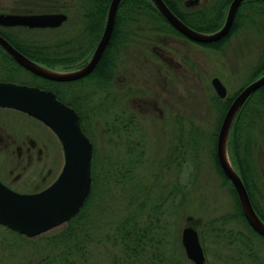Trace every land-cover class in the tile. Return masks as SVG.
Segmentation results:
<instances>
[{
	"label": "rangeland",
	"instance_id": "rangeland-1",
	"mask_svg": "<svg viewBox=\"0 0 264 264\" xmlns=\"http://www.w3.org/2000/svg\"><path fill=\"white\" fill-rule=\"evenodd\" d=\"M223 1L199 0L187 5L182 0V4L204 8L215 16V6ZM230 2L226 0L222 7L223 19ZM93 5L94 0H0V12L65 10L68 19L58 27L14 25L3 29L19 41L34 38L52 47L57 56L69 58L80 53L79 49L72 50V47L80 45L83 50L89 49L91 41L86 30V14ZM147 11L142 21L124 26V31L132 30L135 34L123 41L149 42V47L156 43L174 63L167 74L160 70L161 62H148L154 74L149 73L148 77L141 74L142 80L137 81L138 89L147 91L138 93L143 104L138 97L137 100L131 98V105L137 103L143 116L142 132L135 134L141 142L135 147L134 138L133 142L124 141L119 125V102L107 106L108 95L102 83L94 80L82 82L85 85L82 84L83 91L79 92L91 96L93 108L84 111L82 125L94 144L92 191L81 210L83 214L74 224L66 221L35 236L0 223V264H118L115 258L121 254L122 247L114 241L116 227L133 212H138L140 223L148 221L150 212L155 223L158 222L157 216L166 223L160 225L165 228V239L160 244L162 259L157 260L158 264H196L188 256L182 241V230L186 225L199 230L206 264H264V237L252 230L246 216L247 221L244 219L233 182L224 177L217 159L218 133L226 111L223 105L226 103L228 107L232 97L250 81L252 72L263 61L264 13L244 8L231 36L223 45L214 48L185 35L158 29L155 26L159 24L153 18L155 14ZM87 52L84 51L83 55ZM134 61L132 54L130 63L133 65ZM263 72L264 68L261 74ZM214 76L221 77L226 84L228 98L217 93L212 83ZM125 77L123 72L117 74L111 85L112 92L118 93ZM125 81L131 82L130 79ZM56 86L66 99L71 100L76 95L72 84ZM56 86L51 88L56 89ZM158 90L162 93L158 94L157 102L155 94ZM155 103L163 108V113ZM80 107L84 108L81 104ZM0 115L6 117L7 114ZM159 118L163 121L173 118V122L166 127ZM2 119L4 123L0 125L10 128L5 124L9 118ZM26 122L42 125L45 129L44 156L25 170L26 175L36 177L46 173L42 183L45 186L63 169V144L49 126L39 124L31 117ZM256 122L250 129L252 155L246 162L249 161L253 176L250 182L254 196L264 213V112ZM229 152L231 156L234 153L231 146ZM231 158L242 175L237 160L235 162L236 155ZM3 162L14 173L23 169L14 165L12 158ZM41 169L43 174H40ZM15 185L22 190L19 181ZM176 185L181 189H175ZM171 191L178 205L174 211H167ZM157 208L162 209L156 213L153 209ZM241 209L243 212L242 206ZM153 253L154 248H148L142 260L130 264H149Z\"/></svg>",
	"mask_w": 264,
	"mask_h": 264
},
{
	"label": "water",
	"instance_id": "water-1",
	"mask_svg": "<svg viewBox=\"0 0 264 264\" xmlns=\"http://www.w3.org/2000/svg\"><path fill=\"white\" fill-rule=\"evenodd\" d=\"M122 0H111L103 34L90 59L82 66L59 69L41 64L20 51L0 33V43L23 65L34 72L57 80L82 77L93 70L106 49ZM161 13L182 33L200 41L211 42L226 36L234 24L237 11L244 0L230 2L223 24L213 31L197 29L184 21L166 2L152 0ZM199 0H185L187 5ZM68 18L64 11L51 12H0V24L27 25L29 27H57ZM212 83L217 93L225 97L226 84L219 76ZM264 85V73L246 84L230 104L218 133L217 154L219 162L237 191L243 212L255 230L264 235V219L257 212L243 176L234 165L229 152L230 131L234 118L248 96ZM0 104L23 109L43 120L60 138L65 163L58 178L48 187L37 192H21L0 180V223L35 236L68 221L84 205L92 188L93 142L81 125L80 113L60 99L52 89L0 80ZM182 241L188 256L196 264H206V255L199 230L186 225Z\"/></svg>",
	"mask_w": 264,
	"mask_h": 264
},
{
	"label": "flooded vegetation",
	"instance_id": "flooded-vegetation-1",
	"mask_svg": "<svg viewBox=\"0 0 264 264\" xmlns=\"http://www.w3.org/2000/svg\"><path fill=\"white\" fill-rule=\"evenodd\" d=\"M48 11H51V12L64 11V12H66L63 9L62 10L61 9L48 10ZM89 11L91 12V10H89ZM92 11H94V10H92ZM1 12H6V11H1ZM7 12H12V11H7ZM42 12H44V11H42ZM107 16H108V10L106 13V17H105V21H104V25H103L101 35H100L98 41L96 42V44L92 45V43H90L89 49L87 48L86 50H83L84 49L83 46H80V45L78 47H75V48L72 47V50H75V49L78 50L79 49L80 53H78L77 56L69 57V60L66 63L62 62L63 57L61 58L59 55L58 56L56 55V58L59 59L57 61H47L43 57L41 59V58H35V57L30 56L27 53V51H25L22 47L25 45L26 46L40 45L42 43L30 42V41L12 42L11 39L7 36L8 33L6 31H4V29H3L4 26H9V25L0 24V33L2 35H4L6 38H8L20 51H22L24 54H26L30 58L34 59L35 61H37L41 64H44L46 66L54 67V68L72 69V68H77V67L84 65L90 59V57L93 55V53L97 47V44H98V42H99V40L103 34V31H104V28H105V25L107 22ZM116 21H117V18H116ZM115 26H116V23H115ZM155 27H157L159 29V26H155ZM114 29H115V27H114ZM123 29H124L123 23L120 22L117 34L115 36V39L111 43L112 46L110 48H108V45L111 41V39H110L106 49L104 50V52L102 53V55L100 57L98 63L96 64V66L93 68V70L91 72H89L88 74H86L82 77H79L76 79H71V80L52 79V78H48L46 76H43L41 74L34 72L30 68H28L25 65H23L22 63H20L0 43V80L1 81H12V82H16L19 84H28V85H32V86H38L40 88H46V89L54 90L60 99L64 100L66 103L73 106L80 113L81 125L83 124L82 121L85 120L84 111H87V109L91 110V111L93 110V108L91 107V100H92L91 96L88 95V93L79 92V90H82V84L85 85L86 81H88V80H94L97 83H102V85L104 86V88L107 92V95H108L106 97L107 106H110L112 104L115 105L116 102H119V120H120L119 125H120V129L122 130V133H123L124 141L125 142H130V141L133 142L132 139L134 138L135 147H137V145L141 142V140L138 138L136 139L137 136L135 134L137 132H139V133L142 132L141 130H142V126H143V122H142L143 116L141 115V112H140V109H139L137 103H136V105L135 104L131 105L133 103V101H131V98H134L135 100H137L136 97H138L141 100V103L143 104L144 101L142 99V96L138 95V93H142L143 91L147 92L145 89H138L139 86L137 84V81L142 80L141 74H145V76H147V77H148L149 73L154 74L153 72L150 71V67H148V65H147L148 62L152 63V64H158L159 62H161L162 68L160 70L166 71L167 74L173 69V63L174 62H172L170 57H167L164 55L163 48L160 47L156 43H154L153 46L149 47L148 46L150 44L149 42L145 43V42L135 41V43H131V42L123 41L122 40L123 39V32L122 31H124ZM160 29L165 30L164 27H162ZM113 32H114V30H113ZM112 35H113V33H112ZM118 37H121V39L118 40ZM186 37H188V36H186ZM111 38H112V36H111ZM188 38H190V37H188ZM197 42H199V41H197ZM199 43H201V42H199ZM142 44H145V46H143ZM131 45H134V46H131ZM42 46H46V45L42 44ZM148 48H149V51H148ZM150 49H151V51H150ZM84 51H88V52L85 55H83ZM147 51H148V53H147ZM44 53L45 52L42 48V56L44 55ZM132 54L134 55V59H135L133 65L130 63V56ZM144 54H146V55H144ZM103 55L106 56V60H104L102 66H100L98 68V71H97V67H98L99 62H100L101 58L103 57ZM72 58H74V59L72 60ZM157 71H158V69H156V72ZM119 72L125 73L126 77L124 78L123 85H121V88L118 91V93L112 92L111 91V85L113 84V82H115L114 80L117 79V74ZM127 79H130L131 82H126L125 80H127ZM51 80H55V82L51 81ZM84 81H85V83H82ZM50 82H53V83H50ZM66 83L72 84L71 88L73 89V91H76V95L75 96L73 95L71 97L72 98L71 100L66 99L65 96H63L61 94L60 89L56 86L59 84H61V86H62L63 84H66ZM48 84H51L54 87L56 86L57 88L53 89V88L49 87ZM160 93H162V92L160 90H158V92L155 94V100L157 102H158V98L160 96L158 94H160ZM252 94H250V95H252ZM235 96H233L232 99L230 100V102L228 103V107L232 103V101L234 100ZM226 97L228 98L229 96L227 95ZM147 102H149V101H147ZM80 104L84 108H81ZM155 104H156V108L159 109V112L163 113V111H164L163 108L160 109V107L158 106V103H155ZM165 112H166V110H165ZM0 113L7 114L6 117H3L0 115V123H4L2 118H9V121L7 123L5 122V124L10 125V128H6L3 124L0 125V150L2 151V152L0 151V180L3 181L8 186H10V187H12L18 191H21V192H37V191H41V190L45 189L53 181H55L56 178L52 182H50L48 185L42 186V183L46 179V173L43 174L42 169H41L42 172H40V174L42 173L43 175H41V177L40 176L36 177L35 175L29 176V175L25 174L26 168L31 163L36 162V161L37 162L41 161L42 157L44 156V147H43L42 143L45 144V142H46L44 135H43L45 132V129L42 128V125H36L34 123H29L26 121H27V118L31 117L34 119V121H37L39 124H43L45 126H48V125L43 120L34 116L33 114H31V113H29L23 109L14 107V106H8V105H1L0 104ZM159 120L162 122V125L166 126V127H168V124H172V122H173V118H170V121L168 119L163 121L162 118H159ZM157 124H158V122H157ZM83 126L84 125H82V127ZM83 129H85V127ZM93 146H94V144H93ZM10 158L15 160L14 165L22 166L23 169L21 171H19L18 173H14L13 169H11L10 167L7 168V165L4 166L3 161L10 159ZM35 179H36V182L34 181ZM16 181L20 182L19 187H22V190L17 189V187H15ZM33 183H36L37 185L35 184L34 187H32ZM33 188H37V189L34 190ZM256 210L259 213V215L264 219V213L260 212L257 208H256Z\"/></svg>",
	"mask_w": 264,
	"mask_h": 264
},
{
	"label": "trees",
	"instance_id": "trees-1",
	"mask_svg": "<svg viewBox=\"0 0 264 264\" xmlns=\"http://www.w3.org/2000/svg\"><path fill=\"white\" fill-rule=\"evenodd\" d=\"M111 0H94V5L89 8L91 12H89L86 15L87 23H86V30L90 33V41L93 44V42L96 41V39L101 34V31L103 29V24L105 21L106 13L109 7V3ZM229 1V0H227ZM168 5L187 23L191 24L192 26H195L199 29L206 30V31H213L219 28L224 21L223 16V6L224 3H226V0H224L222 3L215 6L214 9L217 10L215 16L210 15L208 11L204 8L199 7H187L182 4V0H166ZM250 9L255 10L257 12H263L264 13V0H244L238 11L237 15L234 21V24L232 26V29L230 32L224 36L223 38L211 42L204 43L207 46L218 48L221 45H223L226 40L231 36L232 32L237 28L239 18L242 15L243 9ZM94 10V11H92ZM148 10V11H147ZM147 12H153L155 15L153 18L159 24V28L164 27L166 31H172L181 35H184L181 33L177 28H175L171 22L161 13V11L156 7L154 2L152 0H122L118 13H117V21L116 26L111 38V41L108 45V48L112 46V42L115 39V36L117 34L119 24L120 22L123 23V26L127 25L128 23H137L142 21V17L146 15ZM253 13V12H252ZM251 14V13H250ZM244 15V14H243ZM247 16V14H246ZM222 23V24H221ZM129 28V27H128ZM42 29V28H41ZM123 32V39L126 40L128 37H131L135 34L132 30L130 31H122ZM7 34V33H6ZM7 36L11 39L12 42H18L16 37H13L9 33ZM121 39V37H118V40ZM82 39L78 41L80 43ZM23 41H30V42H37L38 40H34V38H30ZM27 53L35 58H45L47 61H57L59 59L56 58V52L52 49L50 46H42L40 45H29V46H23L22 47ZM42 48L44 50V55L42 56ZM103 55L101 58L98 68L102 66L104 60H106V56ZM69 58L64 57L62 58V62H67ZM263 61L260 65H258L254 71L252 72V78L253 80L256 78L259 74H261L262 69L264 68V56ZM61 61V60H60ZM49 81V80H48ZM54 81L55 80H51ZM249 81V82H250ZM53 83V82H50ZM49 87H54L51 84H48ZM224 111L227 110L226 103L224 104ZM226 112V111H225ZM264 112V85L259 87L255 92L249 96L247 101L244 103V105L240 108L234 122L232 125L231 130V136L229 141V147L231 146L233 148V158H235V155L237 159H235V162L237 160L238 166L240 167V170L242 172V176L245 180V183L247 185V188L250 192L251 198L253 200V203L255 207L263 213V209L260 207L258 200H256L254 196V192L251 186L252 179V173L250 172V166L249 161L246 162L249 158H251V142H252V136H251V130L254 126L253 124L257 123L256 119L258 116L263 114ZM225 114V113H224ZM251 129V130H250ZM231 156V157H232ZM218 159V158H217ZM218 165L220 167V171L226 177L227 180L230 181L224 170L222 169L220 162L218 161ZM175 189H181V186H174ZM172 193V191H171ZM174 193H172L171 196H169V208L166 207L167 211L175 210V207L178 205L174 201ZM89 200V197L87 201ZM162 208H157L156 211L160 212ZM169 209V210H168ZM239 209L241 213L243 214L244 219L245 215L242 212L241 206L239 205ZM152 211V209H150ZM165 212V209H163ZM82 211L74 215L69 219L71 224H74L75 221H78L81 218ZM152 214L150 212V215L147 217L146 220L150 222H142L140 223L138 220V212H133L131 215L125 217V219L122 220L121 224H118L116 227V237H114V241H116L119 245H121L122 250L121 254H119L115 258V262L118 264H130L137 260H142V258L145 256L146 252L148 251V248H154V253L149 257V264H156L157 260L162 259L161 252H160V244H162L165 237L163 236L164 227L160 228V225H164L166 223L161 222V218L157 216L156 219H158L157 223L154 222L155 218H152ZM151 217V218H149ZM160 219V220H159ZM247 221V220H246ZM248 223V222H247ZM80 225L76 226V228H79ZM72 228V227H71ZM252 230L259 234L252 226ZM74 228H72L74 232ZM261 235V234H259ZM262 236V235H261ZM264 237V236H263ZM158 264V263H157Z\"/></svg>",
	"mask_w": 264,
	"mask_h": 264
}]
</instances>
